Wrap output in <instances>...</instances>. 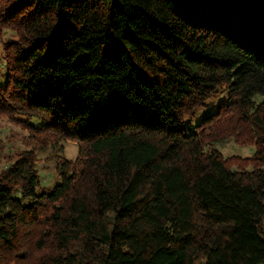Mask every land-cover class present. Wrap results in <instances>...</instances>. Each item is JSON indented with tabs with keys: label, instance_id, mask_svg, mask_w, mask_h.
Here are the masks:
<instances>
[{
	"label": "trees",
	"instance_id": "1",
	"mask_svg": "<svg viewBox=\"0 0 264 264\" xmlns=\"http://www.w3.org/2000/svg\"><path fill=\"white\" fill-rule=\"evenodd\" d=\"M5 29L0 264H264V0H0ZM244 137L251 167L207 150Z\"/></svg>",
	"mask_w": 264,
	"mask_h": 264
},
{
	"label": "rangeland",
	"instance_id": "2",
	"mask_svg": "<svg viewBox=\"0 0 264 264\" xmlns=\"http://www.w3.org/2000/svg\"><path fill=\"white\" fill-rule=\"evenodd\" d=\"M14 32L10 29L2 30L0 33V75L3 73L4 61H3V52H2V43L12 38ZM228 97V89L224 87L218 93V95L208 99L205 107L201 108L195 113V116L192 118V122L188 119L185 123V133L190 134L195 130V125L210 112H213L217 109L218 105L225 101ZM27 131L21 127V125L10 121L8 118H0V137L7 143L8 151L14 149H23L26 148L24 142V135H27ZM216 149L219 151L223 157L228 159H240L241 161H233L231 164H245L246 166L251 167L250 162H245L249 160L255 154L256 146L254 142H250L244 137L243 142H237L233 139L224 140L207 147L208 151ZM55 153H58L60 156L68 159H74L78 155V145L74 142H64L61 144V147L57 149H48L44 152H39V164L38 168L42 178V187H52L56 182L59 181V177L56 169V158L53 157ZM57 154V155H58ZM236 168V167H234ZM38 171V172H39Z\"/></svg>",
	"mask_w": 264,
	"mask_h": 264
}]
</instances>
